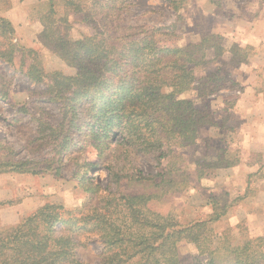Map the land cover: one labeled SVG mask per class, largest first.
<instances>
[{
    "label": "rangeland",
    "instance_id": "1",
    "mask_svg": "<svg viewBox=\"0 0 264 264\" xmlns=\"http://www.w3.org/2000/svg\"><path fill=\"white\" fill-rule=\"evenodd\" d=\"M46 2L10 3L12 10L17 9L12 17L16 31L12 42L38 51L49 72L75 73L49 40L45 45L44 36L50 32L53 39L78 40L95 35L106 38L107 31H115L112 28L117 29V36L160 29L158 40L168 45L198 43L205 35L218 34L226 39L225 44L249 47L244 64L231 62L227 54L197 70L199 77H206L221 68L218 76L224 74L227 80L211 77L202 85L196 83L200 88L188 95L211 117L200 128L196 144L178 148L174 157L162 164L139 153L133 162L145 174L158 175L167 166L166 170L172 171L175 191L153 200L149 204L152 211L174 214L183 225L218 215L219 220L210 225L213 233L228 235L233 244L264 238V169L259 172L256 164L257 155H264V0H187L178 14L168 0H55L57 15L52 19L45 17L49 10ZM78 6L83 12L76 11ZM7 11L0 9V16ZM8 43L0 35L1 51L9 49ZM14 61L0 59V143L14 149L8 154L0 150V161L27 160L37 173L0 174V202L5 204L0 207L2 224H18L51 203L77 215L93 213L96 208L108 213L105 201L100 200L104 195L84 193L74 175L75 161L95 159L96 152L78 147L65 152L62 138L51 136L50 127L40 126L57 127L63 120L61 106L49 100L44 84L33 83L25 75L27 65L21 67L20 53ZM212 88L214 92H210ZM39 126L46 129L40 136ZM61 164V176L47 170ZM90 176L104 194L116 197L117 207L110 213H119L120 219L128 213L122 196L142 192L139 184L123 181L117 187L104 167ZM77 246L81 261L99 264L103 245L96 234H83ZM179 250L182 264L194 263L197 253L193 244L182 242Z\"/></svg>",
    "mask_w": 264,
    "mask_h": 264
},
{
    "label": "trees",
    "instance_id": "2",
    "mask_svg": "<svg viewBox=\"0 0 264 264\" xmlns=\"http://www.w3.org/2000/svg\"><path fill=\"white\" fill-rule=\"evenodd\" d=\"M168 1L177 14L187 2ZM10 2L0 0V9H11ZM45 5L49 8L45 17L54 18L55 0H47ZM76 11L83 9L78 6ZM112 29L115 31H107L106 38L53 39L52 32L44 36L45 45L49 40L58 57L75 68L74 74H65L47 71L38 51L13 43L15 27L0 16V35L9 41V49L0 50V59L12 63L20 53L21 67L27 65L25 75L33 83L44 84L49 100L61 106L63 120L57 127L40 126L50 127L51 136L62 138L63 151L78 147L96 152L95 159L75 161L74 175L84 193L104 195L100 200L108 211L96 208L93 213L77 215L51 203L15 225L5 226L0 219V264H90L78 255L77 239L86 233L96 234L102 241L99 264H182V242L195 246L193 264H264V238L233 244L228 235L213 233L210 225L219 220L218 215L183 225L174 214L152 211L149 204L153 200L175 191L172 171L167 166L158 175L145 174L133 162L139 153L162 164L178 148L196 144L200 128L211 117L188 95L200 88L196 83L202 85L211 77L227 80L224 74L218 76L221 68L206 77H199L197 70L227 54L231 62L244 64L249 47L225 44L226 39L218 34L178 46L158 40L160 29L120 36ZM40 126L39 136L46 130ZM0 150L8 154L14 149L0 143ZM260 154L256 161L259 172L264 169V155ZM62 167L47 170L61 176ZM100 167L117 187L123 181L142 186V192L122 196L128 212L122 219L119 213H110L117 207L116 197L104 194L90 176ZM4 173L36 174L37 170L30 161L8 159L0 161V174ZM150 188L159 190L150 193ZM4 205L0 202V207Z\"/></svg>",
    "mask_w": 264,
    "mask_h": 264
},
{
    "label": "crops",
    "instance_id": "3",
    "mask_svg": "<svg viewBox=\"0 0 264 264\" xmlns=\"http://www.w3.org/2000/svg\"><path fill=\"white\" fill-rule=\"evenodd\" d=\"M17 9H11V10H8L5 14H4V17H6V18H8L12 23H13V19H12V17H13V15L15 14L14 12L16 11ZM24 10L25 11H27L28 9L26 8H24Z\"/></svg>",
    "mask_w": 264,
    "mask_h": 264
}]
</instances>
